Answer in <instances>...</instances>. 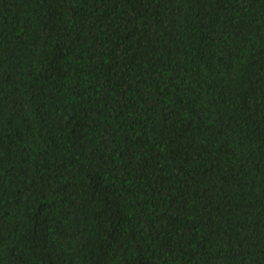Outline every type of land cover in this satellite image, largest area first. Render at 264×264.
<instances>
[{
	"label": "trees",
	"instance_id": "obj_1",
	"mask_svg": "<svg viewBox=\"0 0 264 264\" xmlns=\"http://www.w3.org/2000/svg\"><path fill=\"white\" fill-rule=\"evenodd\" d=\"M0 264H264V0H0Z\"/></svg>",
	"mask_w": 264,
	"mask_h": 264
}]
</instances>
